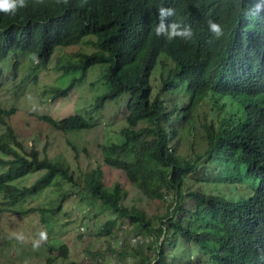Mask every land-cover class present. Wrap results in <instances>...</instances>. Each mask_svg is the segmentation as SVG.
Listing matches in <instances>:
<instances>
[{"label": "trees", "instance_id": "obj_1", "mask_svg": "<svg viewBox=\"0 0 264 264\" xmlns=\"http://www.w3.org/2000/svg\"><path fill=\"white\" fill-rule=\"evenodd\" d=\"M160 7L175 9L165 23L190 25L193 38L157 36ZM209 20L221 25V37L210 33ZM86 39L96 51L63 63L60 71L79 78L56 94L68 97L98 66L107 91L86 116L37 119L78 133L99 127L109 107L125 106L122 124L105 122L103 161L79 172L27 149L6 123L17 110H0V214H39L51 229L49 219L82 195L112 216L102 237L133 229L134 239L120 243L132 252L128 264H264V0H29L15 16L0 13V90L7 59L15 60V80L21 54L37 53L30 70H47L57 49ZM104 168L123 174L146 207L126 204L128 189L108 186ZM35 174L31 186L13 184ZM54 187L59 196L49 208L25 209ZM155 202L163 213L149 210ZM143 235L152 238L146 251ZM47 246L49 264L69 259L66 245Z\"/></svg>", "mask_w": 264, "mask_h": 264}, {"label": "rangeland", "instance_id": "obj_2", "mask_svg": "<svg viewBox=\"0 0 264 264\" xmlns=\"http://www.w3.org/2000/svg\"><path fill=\"white\" fill-rule=\"evenodd\" d=\"M89 40L86 39L77 46L57 49L47 70L42 67L30 70L32 65L29 63V56L21 54V66L15 80L12 78L15 60L9 58L1 65L4 76L3 87L0 90V110L10 111L14 108L17 110L16 114L6 123L16 130L27 149L35 147L42 154L46 152L45 154L51 159L66 160L73 169L79 172H86L97 164H101L103 161L101 146L108 142L105 122L108 124L115 122L120 127L125 106L109 107L103 116L106 120H103L99 127L78 133L65 134L40 122L37 118L49 116L54 119H64L73 115L86 116L95 99L107 91L101 78L105 68L98 66L89 72L82 83L77 84L68 97L63 98L56 94L57 91L66 90L75 78H79L77 73L60 71L63 63L66 66L69 62L76 61L78 57L73 56L75 53L85 54L96 51L94 46L86 44ZM160 60L166 68L170 69L173 66L167 59ZM159 68L153 75V83L157 85L161 82L160 73H157ZM97 120L98 116L95 117V122ZM5 171V168L0 167V174ZM104 171L108 186L120 182L128 189L129 198L126 204L133 205L138 201L139 206L146 207L147 201L141 202L139 194L123 174L108 168H104ZM39 177L40 174H35L20 183L16 181L13 184H20L21 187L31 186ZM58 190L57 187L46 190L37 198L29 200L25 209L49 208L52 202L57 201ZM157 206L163 209L161 211L163 213L165 209L158 202L151 204L148 208L152 213L158 214L157 211L160 209L157 210ZM97 208L82 195L70 197L63 204L57 219H49L55 223L51 224V229H48L42 222L39 214L27 216L0 214V264H25V261L28 264H49L50 255L46 249L48 244L66 245L69 249V259H59L55 264L74 262L78 264H128L127 261L131 259L132 252L127 249L122 252L120 243L124 240L129 243L134 239V236H131L133 229L125 225L122 231L116 232L112 237H102L100 231L112 216L110 214L99 215ZM14 231L25 235L26 240L23 244L11 238ZM42 231L47 233V240L41 243L38 250H34L32 241L39 239V233ZM141 238L145 241L142 247L146 251V245L151 243L152 238L146 235Z\"/></svg>", "mask_w": 264, "mask_h": 264}, {"label": "clouds", "instance_id": "obj_3", "mask_svg": "<svg viewBox=\"0 0 264 264\" xmlns=\"http://www.w3.org/2000/svg\"><path fill=\"white\" fill-rule=\"evenodd\" d=\"M37 3H43V0H36ZM58 4L63 3L67 5L69 0H56ZM29 7V0H0V13L5 15L15 16L22 9ZM157 20L158 23L155 27V32L157 36H163L167 42H172L176 39L181 40H191L193 38V30L190 25H182L176 20L171 24H166L165 21L175 15V9L171 7H160L157 9ZM207 27L210 33L215 37L219 38L223 35V30L220 24L209 20L207 22ZM29 59L33 63H40V58L35 52L29 53ZM11 238L15 239L18 243L23 244L26 240L25 235L22 232H13ZM47 240V233L42 231L39 233V239L32 241V246L34 250H38L41 246V243ZM25 264H28L25 261Z\"/></svg>", "mask_w": 264, "mask_h": 264}]
</instances>
